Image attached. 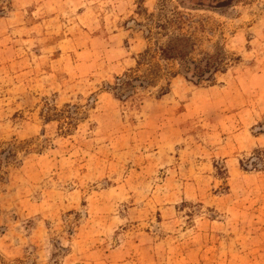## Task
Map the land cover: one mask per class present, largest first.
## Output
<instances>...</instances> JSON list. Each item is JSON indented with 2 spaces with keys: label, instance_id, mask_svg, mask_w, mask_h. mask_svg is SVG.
I'll list each match as a JSON object with an SVG mask.
<instances>
[{
  "label": "rangeland",
  "instance_id": "obj_1",
  "mask_svg": "<svg viewBox=\"0 0 264 264\" xmlns=\"http://www.w3.org/2000/svg\"><path fill=\"white\" fill-rule=\"evenodd\" d=\"M67 1L0 0V17L14 16L0 29L17 47L0 42V264H79L114 244L117 264H264V0ZM85 11L100 38L77 31ZM111 31L123 35L124 67L58 70L59 47L105 46ZM203 57L223 69L186 77L183 65ZM129 70L153 85L120 101L108 87ZM162 115L179 129L160 149ZM167 183L170 226L156 212ZM197 185L200 195L177 200ZM202 215L230 219L194 236Z\"/></svg>",
  "mask_w": 264,
  "mask_h": 264
},
{
  "label": "crops",
  "instance_id": "obj_2",
  "mask_svg": "<svg viewBox=\"0 0 264 264\" xmlns=\"http://www.w3.org/2000/svg\"><path fill=\"white\" fill-rule=\"evenodd\" d=\"M32 2V3H30ZM30 2H27V5H31L33 4V0H30ZM35 3L38 5L39 4V0H35ZM68 3L67 0H43V3L41 5L51 8H55V6H60L61 4H66ZM25 10V8H24ZM55 11H58V9H54ZM26 11V10H25ZM55 11L53 12L52 15V19L55 20L57 17H59V13H56ZM55 12V13H54ZM85 15L87 16L89 19L88 21L83 25V27H79L77 26V31L81 32L82 34H87L89 37L91 38H95L98 39L100 38V35H97V32H95V30H97V27H95L94 23H95V19L93 17H89V13L85 12H81L79 16ZM55 17V18H54ZM14 20V16H9V17H0V26H7V25H11V23H13ZM15 24V22H14ZM93 26V27H92ZM3 29H0L1 33H0V42H3V49H7L10 50L9 48L11 47V49L13 50L14 48L16 49L17 47H15V43L11 42L10 46L9 45V41L6 42V39L8 40V33H4L5 31H2ZM122 34L119 31H111V33L109 34V36L106 39H102L104 41H106L105 46L100 45L99 47L96 46H90L88 48L85 49H79V50H75L74 52L70 51L71 49H63L62 47H59V49H61L58 53V55L56 56V60H60L62 59L63 62V66L60 67V69L58 70H64V71H68L69 69L67 68H73L75 70L78 71V75L81 76L80 78H83L86 75H94L96 73H98V71L101 70V68L106 67L108 69H118L120 68L119 66H122L124 64V62L127 60V54L128 51L123 47H121L120 45V39L122 38ZM70 40V37L65 38V40ZM5 41V43H4ZM62 41V40H60ZM60 44V42H59ZM60 46V45H59ZM7 47V48H6ZM102 47V48H101ZM72 59L73 61H70V66L67 65V60ZM61 62V63H62ZM67 65V66H66ZM124 67V65H123ZM57 70V72H58ZM48 84H44L43 88L47 87ZM54 86V85H52ZM64 83L63 82H59L58 83V87H55L53 90L56 91L58 90V93H62L64 92L63 89ZM48 88L49 87L48 85ZM242 111V110H241ZM244 112V111H242ZM154 120H156L154 118ZM157 121V120H156ZM160 123V122H159ZM177 122L175 121L174 117L171 116H163L162 115V123H160L158 125V127L160 128V135L161 137H165V141L166 144L162 143V146L160 147V149L162 148H166L165 146H172L173 142H176L177 140L173 139V138H169L168 137V133L169 130H172V134H177V130L179 129V124H176ZM240 133V132H238ZM238 133L234 134L237 135ZM167 137V138H166ZM228 146H230V144L224 142V144H222V148L226 149L229 148ZM240 145L237 144L236 147L238 148ZM169 149V148H168ZM231 156V154H226L223 155V157L225 158L226 162L228 165H231L232 168L235 170L236 167L235 165L237 164L235 159L229 157ZM160 159V158H159ZM233 170V171H234ZM200 176V179H203L206 175H198ZM246 175H240V177L245 178ZM205 180V179H204ZM165 182H171L172 185L175 186V184H173V182L175 181L174 177L170 176V177H166ZM164 181H162L161 183H164ZM165 186H167V189L164 191H160L159 193H162V196L167 197L166 200L164 202H162L161 205H159L158 207H156V212H158V215H160L163 218V221H165V219H167V221H165L167 226H170L171 223L170 221L173 219L174 216H176V212L173 208V199H171V197L175 194V190L174 187L171 188L170 183H167ZM168 187H170L171 189H168ZM119 188V189H117ZM121 187L120 186H116V190H114V192H111L114 194V196H116L120 191ZM204 188L199 187V185L197 186H193V194L192 195H188L186 193V191H182L180 192V195H178V199L177 200H181V198H187V199H191V198H195L198 195H200L201 191ZM183 194V196H182ZM176 197V196H175ZM121 201V200H120ZM119 201V202H120ZM40 204V203H38ZM136 207H133L130 205L129 210H135ZM139 210L143 211V209H145L143 206H141L140 208H138ZM149 213V211H148ZM242 213H244V210L242 209ZM227 215H223L221 216V220H211L209 218H206V216L202 215L203 220L202 221H195V229L196 232L194 234V236L197 235H201V231L204 230L205 233H203V235H209V231L214 230L216 225H224L228 222V219H230V217L226 218ZM147 218V217H146ZM224 218V220H223ZM123 221V220H120ZM165 225V224H164ZM115 229V228H113ZM143 237V236H142ZM144 239V238H143ZM206 246H208V244H202V246H200V250L201 249H207ZM142 247H147L146 244L142 243ZM123 245H108V247L104 248L102 253H99V255H84L82 256L81 260L79 259V264H117V260H119L118 254L119 252L122 251ZM150 248H156V246L153 244L150 245ZM100 248L99 247H94V249L92 250L93 254L98 251ZM158 251V250H157ZM148 261L150 262L149 264H151L152 259H148ZM128 262V261H127ZM143 264V263H142Z\"/></svg>",
  "mask_w": 264,
  "mask_h": 264
},
{
  "label": "trees",
  "instance_id": "obj_3",
  "mask_svg": "<svg viewBox=\"0 0 264 264\" xmlns=\"http://www.w3.org/2000/svg\"><path fill=\"white\" fill-rule=\"evenodd\" d=\"M149 49L144 50L136 60V68L142 65L143 62L147 60V55L149 54ZM156 50L159 51V55L163 58H174V55H167L166 50L163 47H157ZM146 55V58L144 57ZM152 56L150 55L149 58ZM147 64V63H146ZM223 61H212V57H203L199 60L190 61L183 65V71L186 77L190 74L191 77L196 78L197 80L211 79L213 74L221 69H223ZM131 71V72H130ZM209 72V73H207ZM207 75L205 76V74ZM153 85V81L149 79L147 74L137 75L134 70H129V72H124L121 76H115V82L112 86L108 87L109 91L113 96L120 100L124 101L127 98L131 97L136 89L146 88Z\"/></svg>",
  "mask_w": 264,
  "mask_h": 264
}]
</instances>
